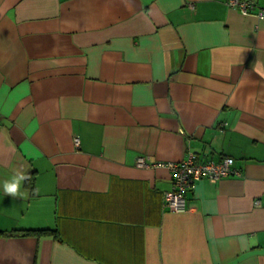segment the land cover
<instances>
[{
	"label": "crops",
	"instance_id": "crops-1",
	"mask_svg": "<svg viewBox=\"0 0 264 264\" xmlns=\"http://www.w3.org/2000/svg\"><path fill=\"white\" fill-rule=\"evenodd\" d=\"M227 1L0 0V264H264V19ZM188 151L240 174L176 212Z\"/></svg>",
	"mask_w": 264,
	"mask_h": 264
},
{
	"label": "built area",
	"instance_id": "built-area-1",
	"mask_svg": "<svg viewBox=\"0 0 264 264\" xmlns=\"http://www.w3.org/2000/svg\"><path fill=\"white\" fill-rule=\"evenodd\" d=\"M227 3L230 6H238L242 14H253L259 19H264V5L259 6L251 0H228ZM78 143L79 140L75 137L74 144L78 145ZM144 163V158L138 157L137 164L144 165ZM163 164L171 173L172 187L163 193L162 201L171 210L179 212L186 208L185 193L193 181L200 178L214 181L220 177L240 174V171L234 167V159L231 156H225L218 162L200 161L193 152L188 151L181 160Z\"/></svg>",
	"mask_w": 264,
	"mask_h": 264
},
{
	"label": "clouds",
	"instance_id": "clouds-1",
	"mask_svg": "<svg viewBox=\"0 0 264 264\" xmlns=\"http://www.w3.org/2000/svg\"><path fill=\"white\" fill-rule=\"evenodd\" d=\"M30 179V176L25 174L23 171H18L9 181L4 182V192L6 195L12 197H19L24 199L27 197L26 192H21V184L24 180Z\"/></svg>",
	"mask_w": 264,
	"mask_h": 264
},
{
	"label": "trees",
	"instance_id": "trees-1",
	"mask_svg": "<svg viewBox=\"0 0 264 264\" xmlns=\"http://www.w3.org/2000/svg\"><path fill=\"white\" fill-rule=\"evenodd\" d=\"M27 230H30V232L39 233V232H44V231L51 230V228H49V227H34V228H31V229H27Z\"/></svg>",
	"mask_w": 264,
	"mask_h": 264
},
{
	"label": "rangeland",
	"instance_id": "rangeland-1",
	"mask_svg": "<svg viewBox=\"0 0 264 264\" xmlns=\"http://www.w3.org/2000/svg\"><path fill=\"white\" fill-rule=\"evenodd\" d=\"M169 190V189H168ZM165 192V191H164ZM163 196V195H162ZM185 198H186V196H185ZM174 211V210H173ZM176 212H179V211H176Z\"/></svg>",
	"mask_w": 264,
	"mask_h": 264
}]
</instances>
